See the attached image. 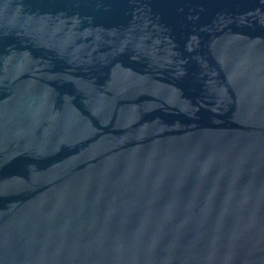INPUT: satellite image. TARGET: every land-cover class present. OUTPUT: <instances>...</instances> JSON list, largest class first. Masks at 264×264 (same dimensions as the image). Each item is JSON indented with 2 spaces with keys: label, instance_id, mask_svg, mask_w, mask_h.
Here are the masks:
<instances>
[{
  "label": "water",
  "instance_id": "obj_1",
  "mask_svg": "<svg viewBox=\"0 0 264 264\" xmlns=\"http://www.w3.org/2000/svg\"><path fill=\"white\" fill-rule=\"evenodd\" d=\"M0 264H264V0H0Z\"/></svg>",
  "mask_w": 264,
  "mask_h": 264
}]
</instances>
